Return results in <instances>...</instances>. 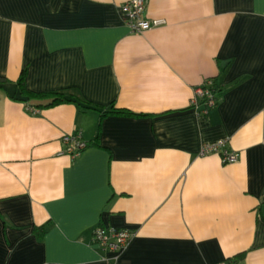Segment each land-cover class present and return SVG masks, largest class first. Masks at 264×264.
Segmentation results:
<instances>
[{
  "label": "crops",
  "instance_id": "0c3cea01",
  "mask_svg": "<svg viewBox=\"0 0 264 264\" xmlns=\"http://www.w3.org/2000/svg\"><path fill=\"white\" fill-rule=\"evenodd\" d=\"M127 1L0 0V264H264V0H146L143 34Z\"/></svg>",
  "mask_w": 264,
  "mask_h": 264
},
{
  "label": "built area",
  "instance_id": "2783aa9c",
  "mask_svg": "<svg viewBox=\"0 0 264 264\" xmlns=\"http://www.w3.org/2000/svg\"><path fill=\"white\" fill-rule=\"evenodd\" d=\"M146 0H129L120 7L121 15L132 33L143 34L145 31L163 23L160 20H148L144 18L146 12ZM204 105V113L215 107L218 101L214 82L211 79L204 81L195 91L193 104L198 105L200 101ZM35 112V111H34ZM65 144V153L77 156L88 147V142L83 139L82 133L66 134L62 137ZM225 140L216 144H204L201 155H209L221 152ZM222 157L225 163H235L239 159L237 152L223 151ZM133 232L127 228H115L98 226L93 230L92 242L102 250L119 254L123 252L133 238Z\"/></svg>",
  "mask_w": 264,
  "mask_h": 264
},
{
  "label": "trees",
  "instance_id": "16d2710c",
  "mask_svg": "<svg viewBox=\"0 0 264 264\" xmlns=\"http://www.w3.org/2000/svg\"><path fill=\"white\" fill-rule=\"evenodd\" d=\"M23 81H24V78L21 77V79L19 80V85L21 86V96H23V97L29 96V95L36 96L32 92H30V91H28L26 89ZM215 89H216V92L218 93V91H219V90H217L218 88L215 87ZM37 96L42 98V99H47L48 100V102H46L43 105L44 107H53V106H56V105H59V104H62V103H69V102L81 105L79 103V101H77L76 99H73L72 97H67L63 93H58V92H55V93H53V92H51V93H41L40 95H37ZM29 99L28 98L27 99L26 98H22V100H24V101H28ZM85 107L89 108L90 106L86 105ZM115 112L118 113V114H126V112H124V111H115Z\"/></svg>",
  "mask_w": 264,
  "mask_h": 264
}]
</instances>
